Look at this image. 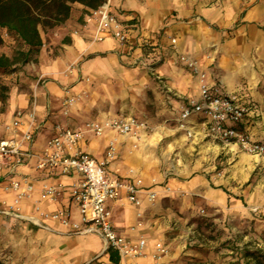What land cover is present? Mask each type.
Instances as JSON below:
<instances>
[{"label": "clouds", "instance_id": "9594fccd", "mask_svg": "<svg viewBox=\"0 0 264 264\" xmlns=\"http://www.w3.org/2000/svg\"><path fill=\"white\" fill-rule=\"evenodd\" d=\"M158 2L159 0H143V2L128 0L127 4L122 5L121 0H108V4L103 6L102 14H97L100 25L97 31L107 32L110 29H117L116 39H110L106 46L110 57L111 54L119 55L120 41L123 39L122 30H119L114 19L108 17L111 7L123 6L132 9L143 18L148 16L150 9L156 7ZM188 2L197 4V0H188ZM254 4L256 0H224L222 13L227 26L234 28L237 21L246 27L254 26V23L264 24V0L257 5L258 16L248 11ZM184 6L185 0H170L168 4L169 8ZM219 6L220 0H217V7ZM213 10L212 8L199 9L200 13L206 17ZM216 20H220V13L217 14ZM92 23L94 22L89 21V24ZM150 28L155 30L151 18L146 21L143 30L147 33ZM182 39L172 41L176 52L195 54L200 46L193 47L192 40L188 39L186 46L181 49ZM83 51L84 49L81 48V52ZM256 52H260L259 47ZM214 56L215 53H210L207 63L185 59L182 55L175 57L166 65V70L159 73L160 76L167 77V83L163 86L150 85L147 79L140 78L141 67H137L132 72H125L114 58H110L98 70V77L104 83H99L97 76H91L86 72L85 83L80 84L72 69H69L72 73L71 77H59L65 86L63 93H57L64 106L62 116L79 118L86 127L76 126L75 134L72 132L61 134L60 138L38 158L35 167L17 162L7 169V172L13 174V178L10 180L7 195L4 194V189H0V205H2L0 244H3L5 249L11 248L17 253L13 264H20L21 261L23 264H68L72 258H78L79 264H90V253H101L110 242L131 256L132 264H169V261L175 257L165 246V227L159 224L153 226L150 223L136 222L137 217L142 218L146 213L158 212L164 197H171L173 201L177 198L183 201L198 199L200 203L194 207V215H207L205 205L222 209L226 217L231 214L233 219L237 216L240 219L249 217L251 212L264 213V200L254 203L249 198V206L245 208L243 204L232 201L231 197L219 191V185L223 183L229 186L231 192H238V187H231V181L242 186L257 166L264 167V149L252 146V143L257 140L264 139V134L258 137L256 131H253L249 137L251 142H245L238 132L223 133L237 137V142L230 144L225 140L222 147L215 143L222 133L220 122H226L230 128L235 127L233 121L243 119L241 111L244 109L241 101L249 102L250 94L253 98H257V94L253 91L258 82L255 74L252 75L247 90L236 83L238 77L247 76V68L256 62V57L252 60L244 58L236 62L235 70L227 75L218 74L216 79L219 84H217L208 74V63L212 62ZM138 59H140L139 54L133 57L132 61H128L127 57L124 58L125 62L130 63H135ZM152 59L148 57L142 61L145 74L150 70ZM184 66L190 68L191 72ZM219 67L223 68V65ZM92 80H96L99 84L95 92L88 88V82ZM70 81L77 83V87L71 91L68 90ZM32 87L35 88L36 85L33 84ZM149 90L153 91L156 97L155 103L162 109L156 113V116L168 123L177 124V127L167 128L153 123V117L147 111V105L153 103L147 95ZM15 92L16 89H13L14 95ZM64 96H68L69 99L64 101ZM224 96L236 101L238 110L234 111L233 105L223 99ZM187 105L193 106L195 117L202 119L207 114L208 122L213 124L212 128L204 124L199 126V131H196V126H187L186 120L194 118L193 113L188 111ZM13 111H15V105L0 123V132L7 134V139L0 141V152H4L6 145L12 152L27 151L33 131L48 115L46 106L40 104L34 105L20 120L13 117ZM230 112H234L232 119L228 116ZM117 113L120 114L117 115ZM248 116L264 118V110L253 108L248 110ZM262 125L264 121L257 127L260 128ZM19 132L24 135L20 136ZM181 132L186 134L177 139L176 134ZM207 136L212 137V142L201 146L200 160L196 161L192 156L194 148L191 145L200 143ZM85 140L91 141L83 149L86 155L78 151ZM105 152L106 155L101 158V154ZM221 152L230 156L229 164H232L237 156H240V162L232 170V175L228 179H225L223 174L213 177L212 182L216 183V189L211 188V184L204 179L203 175L196 179H188L190 170L204 174L213 172L215 158ZM66 153L72 158L64 159ZM3 162V156H0V165ZM205 162L208 163L207 168L204 167ZM46 166L58 169L61 173L71 170L72 179L65 176L59 183V187H67L72 194L86 190L87 194L83 196L85 204L80 211L87 213V219H95L97 223H103V228L93 225L91 229H82L77 235L78 247L66 253L60 252L58 248L50 251L45 235L51 233L53 229L65 232L69 227H77L81 224V218L78 217L76 223L71 226L64 224L58 229L53 220L49 219L45 228L43 217L50 215V212L58 207L53 205L52 209H49L44 203L49 197L41 195V189H47L51 193L56 183L47 179H44L42 183H35L37 168L42 169ZM150 172L158 174L149 176ZM117 174L125 178V183L119 182ZM166 175L183 176L186 182L179 184L173 181L167 189L163 190L154 188L147 198L140 194L141 199H135L133 195L127 200H120L119 203L126 205L125 212L120 220L109 224L111 214H105V207L109 201L122 193L135 194L136 187L145 182L144 178H147L148 183H155L162 181ZM30 184L33 186L30 187ZM259 187H264V184ZM230 201L231 207H229ZM190 206L185 204L179 210L186 212ZM6 216L8 219H5ZM34 216L45 235L34 237L29 232L26 222L31 221ZM171 218L170 215L169 219ZM113 228L116 230L114 231ZM121 229H127V231L121 232ZM142 231H147L149 234L141 235ZM232 231L235 232L236 229ZM118 235L119 239H117ZM127 237H132L130 243L126 242ZM186 238L187 232L181 239L186 240ZM48 239H56V237L48 235ZM61 239L67 238L61 237ZM41 241H44L43 247H41ZM180 250H183V245ZM137 256L140 258L137 259Z\"/></svg>", "mask_w": 264, "mask_h": 264}, {"label": "crops", "instance_id": "0c3cea01", "mask_svg": "<svg viewBox=\"0 0 264 264\" xmlns=\"http://www.w3.org/2000/svg\"><path fill=\"white\" fill-rule=\"evenodd\" d=\"M127 2L128 0H121L122 5L127 4ZM141 2H143V0H141ZM200 2V0H197V4H191L185 1V6L183 8H169L168 4L170 3V0H159L157 6L151 8L148 16L143 18L138 12L132 9H128L123 6H112L113 12L122 20H127L135 16L137 18L139 28L131 33L130 48H120L119 55L111 54V57L106 46L110 39H115L108 35L103 41H95V24H89L87 20L88 14L85 13L84 6L77 3L74 4L72 16L65 24L51 30L47 34H42L44 44L37 62L29 63L23 66L19 69V72L14 75V81L18 82V84L12 87L5 109L0 110V123L3 122V118L7 117L9 111L12 110L13 105H15V111L26 110L34 104L46 106L48 115L42 121L44 127H42V129L37 133L33 144V149L37 151L41 150L45 145L46 140L51 135L53 124L61 123L71 128H75L76 126L83 124L79 118H65L62 116L60 111L61 100L58 98L57 93H63L65 91V86L61 83L59 77H71L72 73L69 69H72L75 72L76 78L80 84L85 83L86 72L91 76H97L99 83H104V81L98 77V70L102 65L106 64L110 58L116 59L117 62L121 64L125 72H132L140 66H137L134 63L125 62L124 58L127 57L128 61H132L133 57L137 54L141 57L142 53L139 50H134L133 48H136L142 40L147 41L148 44L144 47L143 54L147 58L152 57L153 59L150 70L147 71L146 74L141 67L142 70L140 78L147 79L150 85L155 84L157 86H163L167 83V77L160 76L159 73L164 72L166 70V65H168L170 61H172L175 57H178L180 54L190 55L193 58L198 59L200 62L206 63V57L211 52V46L213 44H217V40L220 39L218 34L214 32V30L210 29L208 23L213 24L220 21L216 20V16L220 12L221 8L220 6L217 7V4L215 3L211 5L207 4L203 7ZM200 8H212L214 10L206 17L200 13ZM150 18L153 19L155 30L150 28L147 33H145L143 30L144 25ZM223 21L227 22L225 18H223ZM242 34H246L251 37L252 35H256L257 32L253 27L248 26L242 29ZM181 38H183L180 44L181 49L186 46L188 39H191L193 47L196 45L200 46L197 52L195 54L177 53L171 40ZM256 45H258L257 41H252L251 39H248L247 36L245 38L238 36L231 42H227L226 47H224L229 50L236 64V62L241 61L244 58L251 60L250 54L253 49H257L258 46ZM81 48L84 49L83 52H81ZM48 49L51 51L50 53H48ZM148 49L152 52L146 53V50ZM73 61H75V63H73ZM257 61L258 62H256V64L260 63L259 61L261 60ZM235 68L236 66L233 68V71ZM262 69L264 68H261L260 72H256L255 68H247V76L238 77L236 83L241 84L244 89L247 90L249 81L251 80L252 75L255 74L258 77V82L256 83L253 91L257 94V98H253L251 94L249 98L252 100L254 108L264 110V71H262ZM5 83L8 85L9 82L7 81ZM33 84L36 85L35 88L32 87ZM76 87L77 83L75 81H70L68 87L69 90L71 91ZM98 87L99 84L96 80L88 82V88L92 92H95ZM225 87H227V85H225ZM13 89H16L15 95L13 94ZM149 93H152L154 101L151 103V107L149 104L147 105V111L153 117L162 109L157 103H155L156 97L154 96L153 91L149 90L147 95H149ZM117 103H119V101ZM23 105H27V107H23ZM15 111L12 112V115H14ZM262 121H264V118L260 116H256L254 118H250L248 116L240 125V129L244 130L249 136L253 131H256V134L259 137L264 134V125L260 128L257 127V125L261 124ZM154 123H158L159 125L167 128H175L178 126L175 123H168L166 120L158 117ZM187 126H196V131H199V126H203V124L200 120H196L191 121L187 124ZM184 134L186 133L181 132L177 133L176 136L180 138V136ZM5 135V132H0V137ZM178 137L176 138L179 139ZM194 138L195 137H193V139ZM211 142L212 139L207 136L200 143L191 145L194 148L192 156L196 155V161L200 160L199 154L201 146ZM90 143V140H85L83 146L79 148L83 151L84 147ZM215 143L221 147L223 146L220 142L215 141ZM104 154L105 153L101 154V158ZM220 154H222V157H224L225 162L227 163L222 174L225 179H228V177L232 175V170L239 164L240 156H237V158L232 161V164H229L228 161L230 156L225 154V152H221ZM220 154L218 156H220ZM26 166L34 167V162L32 161ZM204 167L207 168L208 163L204 164ZM215 169L216 165L214 162V171L209 174L190 170L188 179H196L198 176L203 175L204 179L211 184V188L216 189L217 185L212 182V179L214 176L219 177L220 175L219 173H216ZM256 172L259 173L258 176L253 175ZM225 173H227V175H225ZM263 173L264 167L257 166L256 169L250 173L247 182L243 183L242 186L237 185L235 181L230 182L231 187L239 188L238 192H231L229 190V186L223 183L219 185V191L231 197L232 201H237L247 208L249 206V198H251L254 203L264 200V187H259V185L264 184ZM148 175L154 176L153 172H150ZM64 177V175L59 174L57 171H37L35 183H42L44 179L60 183ZM66 177L68 179H72L68 176ZM144 179V184L149 185L150 183L147 182V178ZM168 181L169 185L173 181L179 184H184L186 179L185 177L181 179L175 178L171 175L169 176ZM4 184V176L0 175V189H4ZM156 188L161 189V187ZM4 194L7 195V191H5ZM143 196L146 198L145 195ZM68 200L67 194H63L57 202L44 203L49 209H52L53 205H58V207L54 209L56 210L68 206ZM161 203L162 207L158 212L154 214L151 212L146 213L145 217L142 218L137 217L136 222L150 223L153 226L159 224L161 227H165V246L169 248L170 254L175 257V259L169 261V264H226V260L221 258L224 252L221 251L216 253V250L214 251V246L211 244L215 238H212L211 236L209 237V235L205 236L201 234V230L207 231L205 226L208 223H214V225L217 226V230H224L220 233V236L219 234H215L216 240H220V242L226 240H241L239 238H243L244 242L253 239H257L262 243L264 242V213L257 214L256 212H251L249 217L240 219L237 216L236 219H233L231 214L226 217L222 209L211 208L205 205V212L208 213L207 215L209 216L207 219L199 217L198 214H193L194 207L200 203V201L196 198H193L190 201H183L177 198L173 201L171 197H164L162 198ZM185 204L191 206L187 208L186 212H181L179 208L183 207ZM229 207H231V201L229 202ZM0 208H2V205H0ZM125 208L126 205L121 203L116 204L113 207L114 222L121 219L123 213L125 212ZM170 215L172 216L171 219H169ZM78 217L79 215L77 210L73 209V218L76 220ZM5 219H8V217L6 216ZM54 223L56 224L57 229L61 225L60 223ZM26 226L34 237L38 235H45L38 224L27 221ZM45 226L47 227V222L45 223ZM232 229H236V231L233 232ZM120 231L124 232L127 231V229H121ZM185 232H187V238L186 240H182L181 237ZM208 233L210 234L211 232ZM145 234L149 233H147V231L141 232V235ZM48 235H55L56 239L49 240ZM48 235H45V239L48 240L50 251H54L58 248L60 252L66 253L78 247V234H73L69 232V230L59 232L53 229ZM61 237H66L67 239H61ZM127 238L132 239V237ZM182 245L183 250L181 251L180 249ZM43 246L44 241H41V247ZM8 250L12 249H5L3 244H0V258L6 259L9 257V254H7ZM90 255V264L94 261L95 262L93 264H113L109 260V254L106 253V249L99 254L93 252L90 253ZM139 258L140 257H137V259ZM25 259H27V257H25ZM68 264H79V260L78 258H72L68 261ZM119 264H132V257L126 256L121 258Z\"/></svg>", "mask_w": 264, "mask_h": 264}, {"label": "built area", "instance_id": "2783aa9c", "mask_svg": "<svg viewBox=\"0 0 264 264\" xmlns=\"http://www.w3.org/2000/svg\"><path fill=\"white\" fill-rule=\"evenodd\" d=\"M108 4V0H102L100 6L97 9L91 10L90 13L87 16V20L89 21H93L95 24V35H94V40L97 42L103 41L108 35L112 36L114 39H116L115 37V31L117 29H110L107 32L105 31H97V29L100 28L98 19H97V14H102V9L103 6ZM108 17L112 18L115 20L116 25L119 26V30L121 31V36L123 37V39L120 41V48L125 49V48H130V36L132 31H136L138 30L139 26H138V21L137 18L135 16L131 17L130 19L127 20H122L120 18H118V16L113 12L112 7L111 10L108 11ZM176 39H172V41H174ZM147 41H141V43L136 47L133 48L134 50H139L142 53V56L140 57V59L136 60V62L134 63L137 66L142 67V61L143 59L147 58L144 54H143V49L144 47H146ZM133 50V51H134ZM183 56V58L185 59H189V60H195V58H193L190 55L187 54H180L179 56ZM151 67V65L149 66ZM186 68H188L187 66H185ZM189 70L191 71V69L189 68ZM192 74H195L194 72H192ZM69 99L68 96L65 97L64 101H67ZM223 99L228 100V102L230 104L233 105L234 111L238 110L236 109V101L231 100L229 97L224 96ZM249 102H245V101H241L242 105H243V109L241 111V116L243 117L242 120H234L233 123L235 124V127L230 128L228 126V124L224 121L220 122V129H222V133L219 135V138H217L215 141L216 142H220L223 144V142L226 140L228 141L230 144L231 143H236L237 142V137L235 136H231V135H224L223 133H231V132H238L240 133L245 142H251L249 140V135L244 131L240 129V125L246 120V118L248 117V110H251L254 108V104L252 102V100L250 98H248ZM35 105V104H34ZM32 105L30 108L26 109V110H16L13 117L16 120H20L22 119L23 115L26 114L28 111H30L33 106ZM187 109L190 113H193V117L194 118H188L186 120V125L188 123H190L191 121H196V120H200L202 122V124H207L208 128H212L213 124L209 123V117L207 114L204 115V117L201 119L199 117H195V113H194V108L192 105H187ZM64 111V106L62 105V113ZM229 119H232L234 116V112H230L228 113ZM214 123V122H213ZM63 124L61 123H55L52 126V132L50 137L46 140L45 145L43 146V148L39 151L33 149V144L36 138L37 133L39 132V130L42 129L43 126V122H41L39 124V127H37L30 138V141L28 142V148L27 151H18V152H12L11 148H9L7 145L5 146L4 152H0V156H3V164L0 165V175L4 176V189L5 191H7V189L10 187V180L13 178V174L7 172V169L12 167L14 164H16L17 162L19 164H23V165H28L29 163H31L32 161L34 162V167L36 166V161L38 160V158L45 152V150L50 147L51 145H53L55 143V141L57 139L60 138L61 134H67V132H72L73 134H75V128H71L69 126L63 125L64 127L62 128ZM79 127H86V124L84 123L83 125L79 126ZM6 134V132H5ZM20 136H23L24 134L22 132H19ZM209 138L212 139L211 136H208ZM7 139V134L3 137H0V141H4ZM252 146L254 148H260V149H264V141H256L254 143H252ZM66 147V145H65ZM241 148H243V146L241 145ZM78 151H80L81 153H83L84 155H86L87 153H84L80 148H78ZM107 151V150H106ZM106 155V152L105 154ZM104 157V156H103ZM102 157V158H103ZM72 158L70 157L67 153L65 154L64 159H69ZM79 159V158H76ZM38 172H52V171H57L59 172V174L64 175V176H68L70 178L73 177V172L71 170H69L67 173H61L58 169H53L50 166H46L45 168H37ZM117 179L119 180L120 183H125V178L121 175H117ZM30 187L33 186L32 184L29 185ZM158 186L157 182L155 183H151L149 185H145L144 183L140 184L138 187H136V193H128V194H121L119 197L117 198H113L111 201L108 202V204L105 207V214H111L109 216V224H113L114 220H113V207L116 204H119L120 200H127L130 196L135 195V199H141V195L143 194L147 197H149L152 194V189L156 188ZM63 194H67L68 196V206L60 208V209H56V210H52L50 212V215H45L43 217L44 223H46L49 219H52L53 222L56 223H60L61 225H73L76 223V220L73 218V209L77 210V213L79 215V218H81V224L78 225L77 227H69L67 230H69V232L73 233V234H79V232L82 229H91L93 225H95L97 228H103V223H97V221L95 219H87V213L85 212H81L80 210L84 207L85 201L83 196L86 195V190H82V191H77L75 194H72L68 191L67 187L65 188H60L59 187V183H56V186L53 187L51 189V193H49V190L47 189H41V195L42 196H48L49 199L46 200L45 202H57L59 201L60 197ZM79 197V199H78ZM133 203H135V200H133ZM30 223H34V224H38L37 223V218L34 216L32 218L31 221H28ZM142 223V222H139ZM46 228V226H45ZM113 230L115 231L116 229L113 228ZM119 235L117 236V239H119ZM131 239L126 238V242L130 243ZM108 248H112L113 250H115L116 252H118V254L120 255L121 258L129 256L127 253L123 252L121 250V248L114 246L111 242L109 243L108 247L106 248V250H108ZM131 257V256H130ZM139 257V256H137Z\"/></svg>", "mask_w": 264, "mask_h": 264}, {"label": "rangeland", "instance_id": "374dc122", "mask_svg": "<svg viewBox=\"0 0 264 264\" xmlns=\"http://www.w3.org/2000/svg\"><path fill=\"white\" fill-rule=\"evenodd\" d=\"M185 1L188 2V0H185ZM200 1L203 7L206 6L207 4L209 5L214 4V3L217 4V0H200ZM260 2L261 0H256V4L252 5L248 9V11L255 12L253 14L258 16L259 9L257 8V5H259ZM223 4H224V0H220V8H221L219 12L221 15L220 21L215 22L213 24L208 23V26L210 27V29L214 30V32H216L220 38L219 40H217V44H213L211 46L210 53H215V56L212 59V62L208 63V74L211 76L212 79H214L217 82V84H219V81H217L216 79L218 74L223 73L227 75L229 72H232L233 68L236 66L233 56H231L229 50L225 49V47H226L227 42H231L238 36L243 37V38L247 36L248 39H251L252 41H257L258 45L256 46L260 48L259 53L256 52V49H253L252 53L250 54L251 60L253 59V57H256V62H258L257 60H261L259 61L260 63L256 64L255 62L249 68L251 69L255 68L256 72H260V69L264 68V64H263L264 63V24L254 23V26H251L257 32L256 35H252L250 37L249 35L242 34V29L246 26L241 25L239 21L236 22V25L234 28L228 27L227 22L223 21V18H224V15L222 13ZM50 31L51 30L42 31L41 33L44 35V34L49 33ZM2 34H3V44L0 46L1 53L13 57L17 51H27L28 50V47H27V50H25L26 45L20 39H18L14 34L10 33L8 30H3ZM47 41L49 42L48 39ZM49 49H48V53L51 52ZM149 52H152V51L150 49L146 50V53H149ZM40 54H41V50L38 53L34 54L33 58L34 59L37 58V59L35 60V62H31V63H36ZM208 57H209V54L206 57L207 58L206 63L208 62ZM195 60H198V59L195 58ZM25 65H17L15 70L9 69L8 71L0 72L1 82L4 85L8 86L9 88V94H8V98L6 100L5 105H3L0 100V110L5 109L7 101L10 97L12 87L18 84V82L14 81V78H15L14 75L17 74L19 72V69H21ZM221 65H223V68L219 67ZM186 70L190 71L189 68H186ZM7 81L9 82L8 85L5 83ZM65 97L66 96H64L63 99H65ZM148 97L151 101H154V97L152 93H149ZM62 105H63V102L61 101L60 111H62ZM149 105L150 107L152 106L151 103ZM119 114L120 113H117V115ZM156 119H157V116L154 115L153 123L155 122ZM166 139L170 140V138H166ZM260 141H264V140H260ZM193 157L196 159V155H193ZM205 164H207V162H205ZM215 165H216V169H215L216 173H219V175H221L224 172V169L227 165L224 157H222V154H220V156H218L215 159ZM157 174H158L157 172H153V175H157ZM258 174L259 173L256 172L253 175L258 176ZM225 175H227V173H225ZM262 175L264 176V173ZM169 176L171 175H166L162 181H157V184H158L157 187H161L162 190L167 189L169 186V181H168ZM173 177L179 178V179L183 178V177H177L175 175H173ZM198 216L202 218H207V219L209 218L208 215H198ZM205 227L207 231L201 230V234L205 236L209 235V237L211 236L212 238H215V240H213L211 244L214 246V251L216 250V253L221 252V251L224 252L221 258L223 260H226L225 261L226 264H250V263L251 264H264V242L262 243L261 241L257 239L244 242L243 238H239L241 240H237V241L226 240V241L220 242V240H216L215 234H219L220 236V233L223 232L224 230L223 229L217 230L216 228L217 226L214 225V223H208ZM208 232H211V233L209 234ZM8 252H11V253H8ZM8 252L7 254H9V257H7L6 259L0 258V264H13V261L16 260L17 253L13 250H8ZM20 264H23V262L21 261Z\"/></svg>", "mask_w": 264, "mask_h": 264}, {"label": "trees", "instance_id": "16d2710c", "mask_svg": "<svg viewBox=\"0 0 264 264\" xmlns=\"http://www.w3.org/2000/svg\"><path fill=\"white\" fill-rule=\"evenodd\" d=\"M101 2L102 0H0V46L3 44L2 31L8 30L28 47L27 51H17L13 57L0 52V72L15 70L17 65L35 62L37 58L34 59L33 55L44 44L41 32L65 24L72 16L74 4L84 6L85 13L89 14ZM8 94L9 88L0 78V100L3 105ZM106 253L109 254L110 262L120 263L118 252L108 248Z\"/></svg>", "mask_w": 264, "mask_h": 264}]
</instances>
